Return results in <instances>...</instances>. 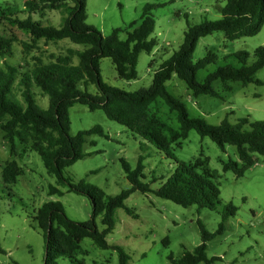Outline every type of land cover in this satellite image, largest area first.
<instances>
[{
    "label": "rangeland",
    "instance_id": "1",
    "mask_svg": "<svg viewBox=\"0 0 264 264\" xmlns=\"http://www.w3.org/2000/svg\"><path fill=\"white\" fill-rule=\"evenodd\" d=\"M85 24L100 31L103 36L113 28H120L119 36L124 39L131 22L139 23L143 5L163 4L151 10L154 29L150 37L155 41L151 52H141L137 60L135 79L124 80L117 76L115 67L108 57L99 60L101 79L125 91L147 88L154 71L168 59L183 41L188 25L221 16L219 10L226 0H84ZM24 0H0L17 8L20 19L28 15L43 26L60 27L67 16V8L37 10L27 13ZM23 10V11H22ZM0 37L11 41L6 51V61L19 66L20 72L30 71L38 61L47 63L57 56L68 54V50H83L86 46L72 43L68 39L59 41L35 40L28 30L19 28L9 21H0ZM26 44L27 48H25ZM264 45V23L259 32L235 40L225 38L222 31H215L199 38L193 51L192 62L208 54L213 62L197 71L198 81L222 64L237 65L229 54L237 51L250 53ZM72 63L77 58L72 57ZM260 84L242 85L234 82L231 92H222L223 97L209 95L193 96L185 82L175 74L166 81L167 89L187 107L191 117L203 118L208 124L217 125L224 118L230 124L239 118L249 121H264V68L255 73ZM15 86V85H14ZM220 89V82L213 83ZM82 90L84 87L80 86ZM85 90L95 95L96 87L88 85ZM36 105L46 110L48 96L33 86ZM9 97L22 104L18 88ZM71 135L99 125L104 134H90L85 137L82 151L85 154L72 165L64 168L63 175L71 183L80 181L98 186L106 195H116L131 188L122 167L121 160L131 169L142 158V177L150 191L135 190L124 200L132 210L131 215L123 208L113 214V228L105 235L109 245L121 246L128 255L127 264H172L169 255L179 258L185 251H192L201 241L197 221L212 234L206 241L208 257H219L212 264H264V155L254 154L255 163L236 177L232 171H223L222 163L228 159L237 160L235 146L226 145L221 150L208 136L201 137L190 129L180 145L172 144L169 155L158 150L116 121L108 119L101 109L89 110L87 106L75 103L69 110ZM154 113L166 126L176 130L178 123L174 112L161 99L151 104ZM15 160L21 168L17 180L5 184L1 170L6 162ZM175 160L195 164L199 170L207 169L219 188L220 204L216 209L198 208L196 205L183 207L157 196L153 190L159 188L175 167ZM56 185L62 195H49L48 186ZM47 201H58L66 215L74 221L90 219L92 205L85 195L67 191L66 185L56 184L39 155L28 146L15 141L14 147L4 139L0 129V264H43L45 243L42 231L32 220L36 210ZM231 202L235 213L223 222V230L217 231L225 205ZM97 230L102 231L101 214L95 217ZM81 251L75 254L84 264H117L118 253L113 248L101 249L86 237L80 241ZM58 264H75L66 257H59ZM197 264H205L199 262Z\"/></svg>",
    "mask_w": 264,
    "mask_h": 264
},
{
    "label": "trees",
    "instance_id": "2",
    "mask_svg": "<svg viewBox=\"0 0 264 264\" xmlns=\"http://www.w3.org/2000/svg\"><path fill=\"white\" fill-rule=\"evenodd\" d=\"M161 5H143L139 23L131 22L125 38L121 39L120 28H113L108 35L103 36L100 31L85 24L84 0H24L23 9L27 13L66 7L67 16L60 27L43 26L30 15L20 19L16 16L17 8L10 4H0V21L6 20L28 30L35 40L48 42L68 39L72 43L86 46L81 51L69 49L67 55L57 56L47 63L38 61L30 71L23 73L18 70L19 66H13L5 60L11 41L0 37V129L4 139L11 148L18 141L35 151L46 171L55 177L57 185H66L67 191L87 196L92 205L91 217L84 222L71 220L58 201H47L36 210L32 220L44 236L43 264H58L59 257H66L75 264H84L75 254L81 251L80 241L86 237L101 249L113 248L118 253L117 264H127L129 257L124 249L118 245H109L105 235L113 228V214L117 208H123L126 213L135 216L124 203L131 192L150 191L139 180L143 168L141 157L134 169L121 160L131 188L116 195H106L98 186L82 181L73 184L63 175L64 168L85 155L82 146L86 136L98 134L108 137L99 125L80 130L74 135L69 133L68 110L75 103L83 104L91 111L101 109L108 119L123 125L167 155L172 144L180 145L179 140L185 139L190 129H195L201 137L208 136L221 150L227 144L233 145L237 160L228 159L223 162L222 170L232 171L236 177L255 163L254 154L264 155V121L239 118L237 123L230 124L224 118L217 125L208 124L203 118L191 117L185 104L166 87V81L173 74L185 82L193 96L204 94L221 98L222 92L232 91L231 84L234 82L242 85L251 82L260 84L255 73L264 68V45L254 49L251 62L248 61L250 53L247 51L229 54L238 64L219 65L202 81H198L197 71L213 62L214 56L208 54L194 63L191 59L199 38L215 31H222L228 40L257 34L264 23V0H226L219 10V18L188 25L179 48L154 71L147 88L125 91L101 79L99 60L103 57L111 60L119 78H136L139 54L151 52L155 44L150 37L154 29L151 10ZM24 45L25 48L29 47ZM73 56L77 58L76 64L72 63ZM215 81L220 82L221 90L213 87ZM90 84L96 87L95 95L85 90ZM33 86L48 96L49 105L46 110L36 105ZM14 88H18L22 104L9 97ZM158 99L175 113L178 123L176 130L166 126L150 112L151 104ZM20 173L21 168L15 160L6 162L1 170L3 183H14ZM153 192L183 207L194 204L198 208L214 210L220 204L219 188L209 171L204 168L199 170L195 164L180 160H175L171 174ZM48 194L62 195L63 191L50 184ZM235 210L231 202L225 205L217 231L223 230L224 220L233 215ZM99 214L104 225L102 231L97 230L94 222ZM197 223L200 243L179 258L169 255L172 264H212L220 259L206 255L205 243L212 234L200 221Z\"/></svg>",
    "mask_w": 264,
    "mask_h": 264
}]
</instances>
